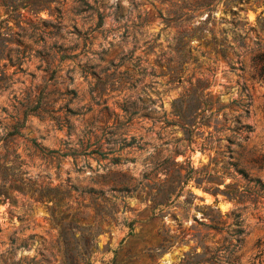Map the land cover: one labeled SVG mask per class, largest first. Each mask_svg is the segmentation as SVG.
I'll return each mask as SVG.
<instances>
[{
    "label": "rangeland",
    "instance_id": "374dc122",
    "mask_svg": "<svg viewBox=\"0 0 264 264\" xmlns=\"http://www.w3.org/2000/svg\"><path fill=\"white\" fill-rule=\"evenodd\" d=\"M205 1L0 0V264H264V0Z\"/></svg>",
    "mask_w": 264,
    "mask_h": 264
},
{
    "label": "trees",
    "instance_id": "16d2710c",
    "mask_svg": "<svg viewBox=\"0 0 264 264\" xmlns=\"http://www.w3.org/2000/svg\"><path fill=\"white\" fill-rule=\"evenodd\" d=\"M232 3H238L241 0H230ZM29 5V4H26ZM22 7V6H19ZM47 7V6H46ZM17 8V6H13L12 10L15 11V9ZM44 6H41L39 8H37L38 10L43 9ZM49 9V8H48ZM198 10H202V11H206L207 12V16L206 19H209L210 16V12L213 10V5H212V0H207L205 2H198L196 4V6L194 7V9H192V11H198ZM201 11V12H202ZM232 14V20H236L237 19V10L231 11ZM99 15V23H101L102 21V16L100 14ZM161 16V14H159ZM169 18V17H168ZM6 19H0V25L2 22H4ZM165 24L169 25L171 21H173V19L169 18L166 20L164 19ZM248 31H256V37L254 39V45H255V49L253 50V55L251 56V61L254 67V76H256L257 78L261 79L264 82V39L263 37H261L260 32L255 28V27H249ZM179 45H181V47L183 48V44H180V42L178 43ZM220 43H217L214 40H211V46L213 51H219L221 52V55L224 58H227L225 51L226 48L225 46H220ZM236 47H243V44H236ZM232 48V47H231ZM181 50H178L175 48V52L179 53ZM238 173L242 175V177L246 178L247 174L244 170L239 169ZM248 183L253 181L254 184L252 186H249L248 184L246 186L243 187L242 192H246L247 194H255L256 197H264L262 194H264V185L260 184L258 180L256 179H251L248 178L247 179ZM229 199H235V196H227ZM90 256V251L85 250V252H83L81 254V258H79V260H73L71 263L72 264H76L77 261L82 262V264H88V257Z\"/></svg>",
    "mask_w": 264,
    "mask_h": 264
},
{
    "label": "bare ground",
    "instance_id": "6f19581e",
    "mask_svg": "<svg viewBox=\"0 0 264 264\" xmlns=\"http://www.w3.org/2000/svg\"><path fill=\"white\" fill-rule=\"evenodd\" d=\"M198 191V190H197ZM207 201H209V200H207ZM210 202V201H209Z\"/></svg>",
    "mask_w": 264,
    "mask_h": 264
}]
</instances>
